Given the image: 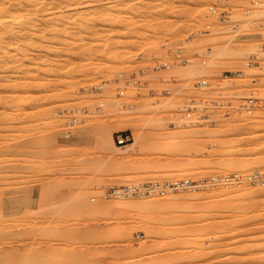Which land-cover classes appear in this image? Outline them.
Returning a JSON list of instances; mask_svg holds the SVG:
<instances>
[{
	"label": "rangeland",
	"instance_id": "obj_1",
	"mask_svg": "<svg viewBox=\"0 0 264 264\" xmlns=\"http://www.w3.org/2000/svg\"><path fill=\"white\" fill-rule=\"evenodd\" d=\"M28 1L0 24V264H264V185L212 181L264 174V0ZM187 98L217 115L169 125ZM175 179L208 183L103 196Z\"/></svg>",
	"mask_w": 264,
	"mask_h": 264
},
{
	"label": "built area",
	"instance_id": "obj_2",
	"mask_svg": "<svg viewBox=\"0 0 264 264\" xmlns=\"http://www.w3.org/2000/svg\"><path fill=\"white\" fill-rule=\"evenodd\" d=\"M255 5L258 4L257 1L253 2ZM210 16H220L222 12L218 10L216 6L209 7ZM210 26V25H208ZM239 28V24L234 23L233 29L237 30ZM179 54V53H178ZM260 56L253 52L248 55L247 64H255L259 61ZM189 58H183L182 55H178L174 59L163 60L154 67L159 69H169L174 65H181L185 62H189ZM205 63V61H204ZM245 71H230L225 75V78L232 77V76H241L244 75ZM208 81L206 79H201L197 82V85L206 87L208 85ZM121 95L124 92L120 93ZM253 97L246 96L244 100L245 104L242 106L247 107L246 109H252L251 107L258 103ZM202 102H198L196 99H185V101L179 105L174 115L170 118L169 125L174 127H186L189 123H197L199 121H209L213 116L217 115V111H211L212 108L208 110V107L201 106ZM211 105L214 106H221L223 104L219 103L218 101H211ZM246 110V111H247ZM253 110V109H252ZM133 141V135L128 130H123L117 132L116 134V142L119 145H126ZM212 181L217 184H222L225 187H232V186H242L246 183H251L253 185H264V174L259 171H254L252 173L240 174V173H230L224 175L215 176ZM208 180L199 179L196 181H192L189 179H175L172 181H165V182H149L140 185H129L124 187H111L103 194L104 197H128L133 195H159V196H166L169 193L177 192L180 190H185L189 187H199L202 185H206ZM95 200V198L93 199Z\"/></svg>",
	"mask_w": 264,
	"mask_h": 264
},
{
	"label": "bare ground",
	"instance_id": "obj_3",
	"mask_svg": "<svg viewBox=\"0 0 264 264\" xmlns=\"http://www.w3.org/2000/svg\"><path fill=\"white\" fill-rule=\"evenodd\" d=\"M30 1V0H29ZM28 1V2H29ZM53 1V0H52ZM60 1V0H59ZM27 2V0H0V24L2 25V26H4L5 27V29H4V31L6 30V31H8V28L10 27V25L11 24H13V22H16V24H21V23H24V20H23V18H21V17H15L14 18V16H12V15H14V14H12V13H14L13 11L11 12V10L12 9H10V7H12V6H20V7H22L23 5H25L24 3H26ZM37 2V1H36ZM56 2V1H55ZM61 2V1H60ZM87 2V1H86ZM89 2V1H88ZM104 2V1H103ZM31 3H34V2H31ZM29 3H27V5H28ZM35 4V3H34ZM38 4V3H37ZM84 4H86V3H84ZM83 4V5H84ZM71 5V4H70ZM82 5V4H81ZM32 6H34V5H32ZM89 6H90V4H89ZM25 7H27V6H25ZM37 7V6H36ZM59 7V6H58ZM92 7V6H91ZM90 7V8H91ZM24 8V7H23ZM28 8V7H27ZM30 8V7H29ZM96 8V7H95ZM18 9V8H17ZM31 9V8H30ZM24 10V9H23ZM16 11H18V10H16ZM32 11V10H31ZM20 12V11H19ZM26 12H28V11H26ZM24 13V12H23ZM30 13H32V12H30ZM19 14V13H18ZM27 14V13H26ZM34 15H35V13H33ZM28 15V14H27ZM34 15H32V16H34ZM21 16V15H20ZM27 17V16H26ZM26 17H24V18H26ZM35 17V16H34ZM37 17V16H36ZM29 19H31V17L29 18ZM28 19V20H29ZM27 20V19H26ZM32 20V19H31ZM30 21V20H29ZM15 24V25H16ZM1 26V27H2ZM17 26V25H16ZM20 26V25H19ZM22 26V25H21ZM10 28H12V27H10ZM23 28H25V27H23ZM23 28H21V29H23ZM24 30V29H23ZM6 34V33H5ZM1 39V38H0ZM7 49V48H6ZM6 51V50H5ZM1 53V52H0ZM6 52H4V54H5ZM3 54V55H4ZM2 55V54H1ZM6 57V59L9 57V55H8V57L7 56H5ZM2 61V60H1ZM5 64V63H4ZM248 72L246 71V74H247ZM246 78V77H245ZM248 78V77H247ZM259 86H257L256 88H258V89H256V90H259L262 86H261V84H262V82L261 83H257ZM249 97H253V96H249ZM251 113H252V109L251 110H249ZM177 136L175 135L173 138H171L170 139V141L172 142V143H177ZM170 142V143H171ZM133 145V143H130V144H127L126 146H127V148H129V147H131ZM134 185H139L140 183L137 181V182H135V183H133ZM178 192V191H177ZM152 202H154L153 203V205L155 204V201H152ZM157 202V201H156ZM158 203V202H157ZM19 256V255H18ZM16 261V260H15ZM14 262V261H13Z\"/></svg>",
	"mask_w": 264,
	"mask_h": 264
}]
</instances>
